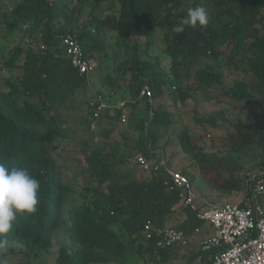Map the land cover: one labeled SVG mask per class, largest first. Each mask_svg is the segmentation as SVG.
I'll use <instances>...</instances> for the list:
<instances>
[{"label":"trees","instance_id":"trees-1","mask_svg":"<svg viewBox=\"0 0 264 264\" xmlns=\"http://www.w3.org/2000/svg\"><path fill=\"white\" fill-rule=\"evenodd\" d=\"M69 2L22 0L0 6L4 42L13 43L0 53L5 74L0 162L27 169L41 185L36 212L19 214L6 234L9 244L22 247L8 253L9 264H213L218 249L204 251L203 240L190 242L202 237L206 221L179 206V194L165 185L164 171H144L136 159L140 154L156 159L162 151L171 168L180 161L174 169L193 185L198 178L193 171L198 170L219 200L241 193L251 197L247 173L264 163V0H207V28L186 27L179 34L173 27L189 8L202 5L200 0H77L73 8ZM87 7L91 9L83 20ZM156 29L163 30L165 52L172 60V100L185 104L193 92L206 87L223 92L231 106L242 105L251 116L249 123L237 116L225 151H206L187 130L160 146L173 121L172 112L154 106L167 95L168 82L159 75V58L150 51ZM57 33L75 35L95 69L96 62L114 59V75L101 79L108 90L91 97L114 100L126 93L133 103L103 117L121 123L127 113L134 139L123 135L108 145L94 144L91 81L72 67ZM130 42L123 58L121 48ZM228 69L243 74L229 88L224 85ZM146 86L153 103L139 98ZM223 115L195 119L216 128ZM248 152L252 159L243 163L241 156ZM79 178L80 189L71 182ZM260 201L264 203V196ZM204 204H198L200 210ZM153 226L182 230L188 245L158 248L147 239Z\"/></svg>","mask_w":264,"mask_h":264},{"label":"rangeland","instance_id":"rangeland-1","mask_svg":"<svg viewBox=\"0 0 264 264\" xmlns=\"http://www.w3.org/2000/svg\"><path fill=\"white\" fill-rule=\"evenodd\" d=\"M22 0H0V6L2 4H6V6H12L14 4L20 3ZM70 7L73 8L78 2L77 0H69ZM207 9L211 10V6L207 3V0H200ZM90 7H87L86 12L83 16V20H85L90 12ZM6 33L4 28L1 25L0 20V53L8 49L10 46L12 47L13 43H5L4 37ZM14 40V38H12ZM12 40V41H13ZM151 54L157 56L159 58V64L157 66V70L160 76L166 79L168 82L165 85V90L167 91V95L159 100L154 101V106H162L169 112H172V121L173 126L167 132L163 130V137L160 141V146L163 148L168 145L171 140H174L177 133L182 130L190 131L196 140L198 138L201 142H197L198 145L203 147L206 151L209 152H223L228 146L226 143L228 142V134H233L235 132V119L237 116H240L245 123H249L251 121V116L248 114L247 110L243 108L242 105H237L238 109H236V105L233 107L230 105V100L225 97L223 92L218 90H213L209 88H203L199 92H193L191 97L186 101L185 104L181 102H176L171 99L169 94L170 88V77H171V57L165 52L166 44L164 41V34L162 29H156L153 31L151 35ZM5 43V44H4ZM132 48V43H128L121 48V54L123 58H126L127 54L130 52L129 50ZM1 59V57H0ZM96 69H94L90 74L89 78L91 81V88L88 90V98L93 94L98 93V90L107 91L108 88L103 86L101 83V79L103 76L114 75L116 70V64L112 57L109 58L108 61H101L100 63L96 62ZM95 65V64H94ZM224 85L229 88L234 85L238 81H240L243 77L242 72L234 71L233 69H228L224 71ZM5 74L0 69V88L4 86V77ZM186 85V83H185ZM128 97L126 93H120L117 98L114 100L106 99L109 104H117L124 102ZM91 100H95L94 97H91ZM85 107L82 108L81 112H84ZM70 115L72 114V110H66ZM224 114L217 122V127L213 128L209 124L199 123L195 117L199 119H208L214 115ZM101 118V119H100ZM99 119H96L92 124V133L94 134V144L96 145H108L115 141L121 140L123 135L130 136L131 139L135 138V135L130 130L127 123H117L110 120L111 117L101 116ZM91 135V133H89ZM108 137V138H106ZM250 152V151H249ZM245 153L241 156V161L243 163H247L251 161L252 156L251 153ZM182 156V155H181ZM179 156L178 159L181 157ZM135 162V161H134ZM133 162V163H134ZM180 161H177L174 165V168L177 169ZM173 168V169H174ZM74 170V168H73ZM175 170V169H174ZM197 174L198 178L196 179L193 189L194 192L207 201V204L211 206H219L223 203L232 202L237 203L240 202L244 198V194H236L232 198L221 201L218 196H215L213 190H210L207 183L204 181L202 176L198 173V170L193 171ZM63 174L65 177H68L70 174L68 171L63 169ZM72 183H76L77 188L80 189L83 185V181L79 179H74L71 181ZM204 204V201L202 202ZM201 208L208 207L206 203ZM174 224H178V221H175ZM202 237H195L194 239H190L192 244H198L202 240L209 238L214 235L215 231L210 228L208 223H204L201 228ZM22 247L18 244H8V253L11 251H19ZM14 256V255H12ZM136 264H147L145 261L141 260ZM173 264H187L185 261H177Z\"/></svg>","mask_w":264,"mask_h":264},{"label":"built area","instance_id":"built-area-1","mask_svg":"<svg viewBox=\"0 0 264 264\" xmlns=\"http://www.w3.org/2000/svg\"><path fill=\"white\" fill-rule=\"evenodd\" d=\"M55 39L69 57L72 67L81 75H89L95 69L94 63L87 58L75 35L57 33ZM139 98H147L153 103V94L148 86L142 89ZM128 103L133 101L125 100L121 103L109 104L103 96L96 95L95 100L92 101V106H96L95 118H100L107 111L114 115L116 110L126 108ZM127 117L128 114L124 113L121 122L127 123ZM136 164L147 172L164 171L167 176L165 185L179 194V206H186L197 212L198 218L206 221L215 231L213 236L204 239L201 243L204 251L219 250L212 259L213 264H264V203L260 201L264 196V163L256 172L247 173V183L251 186L252 195L242 199V205L227 202L219 206H211L206 203L208 207L201 210L198 204L203 200L194 192L190 179L171 168L162 151L156 159L140 154ZM147 239L153 241L158 248L183 246L188 245L189 242L182 230L169 226H153L147 234Z\"/></svg>","mask_w":264,"mask_h":264},{"label":"clouds","instance_id":"clouds-1","mask_svg":"<svg viewBox=\"0 0 264 264\" xmlns=\"http://www.w3.org/2000/svg\"><path fill=\"white\" fill-rule=\"evenodd\" d=\"M210 14L203 5L189 8L187 15L173 27L175 33H183L186 27L206 29ZM40 181L22 167L7 166L0 162V264H9L6 234L14 227L19 214H32L39 204Z\"/></svg>","mask_w":264,"mask_h":264},{"label":"crops","instance_id":"crops-1","mask_svg":"<svg viewBox=\"0 0 264 264\" xmlns=\"http://www.w3.org/2000/svg\"><path fill=\"white\" fill-rule=\"evenodd\" d=\"M201 200H203V201H204V203H207V201H205L204 199H201Z\"/></svg>","mask_w":264,"mask_h":264}]
</instances>
